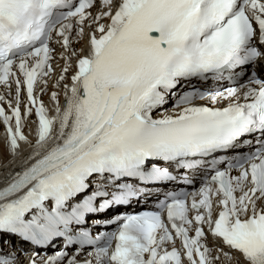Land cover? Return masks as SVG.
Returning a JSON list of instances; mask_svg holds the SVG:
<instances>
[{"label": "snow or ice", "instance_id": "obj_1", "mask_svg": "<svg viewBox=\"0 0 264 264\" xmlns=\"http://www.w3.org/2000/svg\"><path fill=\"white\" fill-rule=\"evenodd\" d=\"M85 37L86 51L74 47ZM57 58L65 102L52 91L50 116L35 88L47 91ZM225 73L236 86L200 84ZM13 83L10 114L0 94V264H264V0H0V85L11 94ZM33 109L34 142L23 132ZM250 138L255 151L224 170L213 159L198 190L98 218L177 180L160 162L208 167ZM108 223L115 230L93 234Z\"/></svg>", "mask_w": 264, "mask_h": 264}, {"label": "bare ground", "instance_id": "obj_2", "mask_svg": "<svg viewBox=\"0 0 264 264\" xmlns=\"http://www.w3.org/2000/svg\"><path fill=\"white\" fill-rule=\"evenodd\" d=\"M90 31V30H88ZM87 31V32H88ZM76 48L84 47L85 51L87 50V37H85V41L83 45L81 44H75ZM64 65V62H62V66ZM52 91H57L60 93V105L63 108L65 97L63 94V88H54L53 85H49L47 88V91L42 93V97L40 100H42L45 104V107L49 109V112L55 115V102L51 100V93ZM8 109V113L10 114V108L8 107V104L6 105ZM25 105L23 104L21 107L22 114L24 113ZM37 120L34 118L33 114L31 116L26 117L24 120V126H23V132L26 136H28L29 140L34 142L37 135ZM14 123V122H13ZM31 151L30 147L28 145H25L23 142H21V160L24 156L28 155V153ZM8 158V152H7V146H6V136H5V125L0 120V162H3L7 160ZM20 162H17L16 170H19ZM8 169H0V187L4 186V183L7 179L6 173ZM5 239H12L13 243H15L16 238H9L5 237ZM5 248H8L5 246ZM227 250V249H226ZM23 259V258H21Z\"/></svg>", "mask_w": 264, "mask_h": 264}]
</instances>
